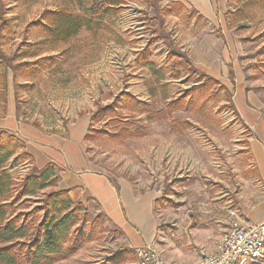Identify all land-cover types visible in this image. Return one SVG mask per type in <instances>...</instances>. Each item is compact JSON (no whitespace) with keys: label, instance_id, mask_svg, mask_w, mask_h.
Instances as JSON below:
<instances>
[{"label":"rangeland","instance_id":"rangeland-1","mask_svg":"<svg viewBox=\"0 0 264 264\" xmlns=\"http://www.w3.org/2000/svg\"><path fill=\"white\" fill-rule=\"evenodd\" d=\"M181 1L187 7L207 1L216 8L215 22L227 24L236 38L222 36L223 51L227 45L231 53L241 50L233 54L236 71L241 66L243 99H259L264 105V5L248 0ZM175 3L126 0L108 23V31L96 35L81 31L56 44L43 27V13L80 14L78 0H0V119L7 115L9 104H14L22 122L48 132H61L80 118L89 119L83 146L95 170L113 181L125 178L148 182L151 189L165 187V193L175 198V206L163 201L167 206L157 207L158 227L151 244L181 258L187 253L178 252L185 237L176 235L177 216L205 204L223 214L232 209L230 199L235 201L247 132L235 124V78L229 68L228 74L215 73L217 84L210 85L209 99V94L184 96L203 74L189 67L184 55H173L177 44L171 37H179L177 25L195 16L189 18L182 8L173 7ZM173 11L177 14L169 16ZM13 66H19L16 80ZM153 69L165 77L159 80ZM187 70L196 74L181 76ZM109 106L112 113L93 121L99 110ZM30 168V160L19 163L12 157L6 170L20 181ZM39 196L17 203L15 212H29ZM98 215L91 213L88 218L97 216L101 222ZM102 226L93 230L96 241L54 264H135L134 251L118 254L119 238H112L113 232L101 241Z\"/></svg>","mask_w":264,"mask_h":264},{"label":"crops","instance_id":"crops-1","mask_svg":"<svg viewBox=\"0 0 264 264\" xmlns=\"http://www.w3.org/2000/svg\"><path fill=\"white\" fill-rule=\"evenodd\" d=\"M170 1L183 5L182 12L189 18L195 13L192 21L177 25L179 37H171V42L177 44L173 55L177 58L184 55L183 58L189 59V67L214 80L218 78L216 72L219 75V71H227L228 74V68L233 67V110L238 116L235 124L236 127H242L247 135L246 152L241 150L238 162L241 172L235 201L230 199V204L241 219L247 222H264V105L259 99L256 102H246L243 99L241 93L245 90V84L241 81V66L238 71L235 69L234 57L237 55L233 54L241 53V50H233L231 53L227 45L223 51L221 39L226 35L233 37L234 41L236 38L230 34L232 30L227 24L215 22L217 10L209 2L200 1L197 7H187L181 0ZM174 13L177 14L174 11L169 16ZM165 51L169 53L167 48ZM182 75L187 77L189 74L185 71ZM13 105H7V115L0 119V131L9 133L19 141V151L29 156L31 167L40 171L49 165L54 166L58 178L56 191L66 192L72 202L80 203L85 208L88 216L91 213L99 214L104 235L101 241L109 232H113L112 238H119L118 254L127 250L133 252L136 248L153 243L159 220L156 209L159 205L161 208L167 206L161 199L172 203L171 207L177 204L173 200L175 198L165 193V187L151 189L148 182L139 183L125 178L113 181L102 170H95L89 163L83 146L89 119L85 121L80 118L61 132H48L22 122ZM173 187L175 186L171 185L170 189ZM196 203L200 204L199 201ZM229 209L223 214L224 212H216L205 204L203 208H193L188 214L181 213L177 216L176 235L185 237V240L182 238L184 241L180 243L178 252H186L187 256L176 258L174 253L160 249L161 256L173 264H187L197 258L201 249L214 252L219 235L226 229ZM95 218L98 217L91 219ZM92 240L96 241V238ZM160 244L167 245L166 242ZM169 244L167 246H171Z\"/></svg>","mask_w":264,"mask_h":264},{"label":"trees","instance_id":"trees-1","mask_svg":"<svg viewBox=\"0 0 264 264\" xmlns=\"http://www.w3.org/2000/svg\"><path fill=\"white\" fill-rule=\"evenodd\" d=\"M78 1L80 14L63 10L43 13L46 21V26L43 27L47 28L54 43L73 39L81 31L92 35L108 31V23L120 12V7L126 0ZM248 1L264 5V0ZM173 7L183 9L178 3L173 4ZM18 68L19 66L11 68L15 73L14 80ZM153 71L157 73L159 80L165 77L162 72ZM186 72L196 74L193 70ZM229 75L233 79L231 67ZM195 82L198 84L187 90L184 96L191 98L209 94L210 85L217 84L216 80L204 75ZM184 96L179 99L183 100ZM209 98L210 94L207 99ZM192 99L195 102V98ZM174 102L178 103L177 100ZM113 111L112 106L104 107L95 114L93 121ZM19 145L14 136L0 132V264H54L66 260L92 240L93 230L101 222L98 218L90 221L80 203L72 202L66 192L54 190L58 179L52 165L40 171L31 167L20 181L14 180L6 170L9 160L15 157L19 163L31 161L25 152L19 151ZM40 194L39 198H34L35 206L29 212H15L17 203L29 201ZM163 201L165 200L161 199Z\"/></svg>","mask_w":264,"mask_h":264},{"label":"built area","instance_id":"built-area-1","mask_svg":"<svg viewBox=\"0 0 264 264\" xmlns=\"http://www.w3.org/2000/svg\"><path fill=\"white\" fill-rule=\"evenodd\" d=\"M136 264H173L148 244L134 250ZM187 264H264V222H247L234 209L228 211L226 229L214 252L199 250Z\"/></svg>","mask_w":264,"mask_h":264}]
</instances>
